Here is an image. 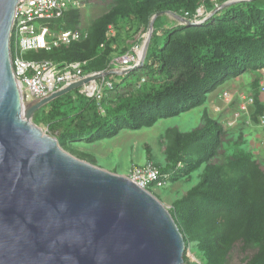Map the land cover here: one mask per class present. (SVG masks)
<instances>
[{"label":"trees","instance_id":"obj_1","mask_svg":"<svg viewBox=\"0 0 264 264\" xmlns=\"http://www.w3.org/2000/svg\"><path fill=\"white\" fill-rule=\"evenodd\" d=\"M93 1L104 0L86 3ZM109 1L110 10L92 23L85 38L50 51L28 52L23 58L80 63L84 74L106 71L112 59L130 52L126 42L138 31H147L154 14L170 12L182 17L195 14L200 7L207 14L215 9L210 0ZM228 1L217 0V5ZM78 11L66 12L50 23V29L77 31ZM163 16L154 21L140 67L121 76H107L112 88L97 97L87 98L78 90L67 93L40 109L32 121L41 129L46 126L64 150L68 143L111 139L122 131L151 128L161 120L204 108L197 128L165 131L163 165L146 163L158 169L166 184L189 180L201 169L197 181L168 209L185 240L184 260L193 252L203 264H229L236 248L243 264H264V159L258 160L248 150L243 131L232 136L206 110L211 94L249 75L246 95L253 104L238 121L242 129L262 125L259 81L264 70V0L227 5L198 25L175 23L165 30L163 44L155 50ZM110 28L114 34H109ZM135 46L138 49L139 43ZM78 159L96 166L90 158ZM152 190L151 186L147 189L154 195Z\"/></svg>","mask_w":264,"mask_h":264},{"label":"water","instance_id":"obj_2","mask_svg":"<svg viewBox=\"0 0 264 264\" xmlns=\"http://www.w3.org/2000/svg\"><path fill=\"white\" fill-rule=\"evenodd\" d=\"M18 0H0V264H185V240L168 208L125 176L76 159L32 118L98 75L22 106L10 59ZM215 8L200 23L227 5ZM149 21L136 65L145 60L160 16Z\"/></svg>","mask_w":264,"mask_h":264},{"label":"rangeland","instance_id":"obj_3","mask_svg":"<svg viewBox=\"0 0 264 264\" xmlns=\"http://www.w3.org/2000/svg\"><path fill=\"white\" fill-rule=\"evenodd\" d=\"M110 3L109 0L93 1L81 8L78 11L79 23L77 31L87 35L92 23L110 10ZM161 21V30L156 34L155 50L162 46L165 30L176 23L168 19L166 15L162 17ZM114 32V29L110 28L109 34H114ZM145 34L146 31H138L128 39L126 44H128L131 49L134 48L136 42L140 44L143 42ZM13 51L14 46L12 45V52ZM106 79L108 80L109 78L106 77ZM250 82L251 79L249 75H245L232 82L230 85L228 84L226 87L211 94V96H214L219 102V105H211V107H208V99L206 110L211 117L224 123L225 129L232 136L235 137L240 131H243V140L248 150L252 151L258 160H263L264 126L249 125V127L242 129L244 125H242L240 121L233 123L230 127L227 126V122H233V114L238 108L241 97L247 94ZM104 90H106V88L102 91ZM24 104H27V102H24ZM203 109L204 108H197L177 117L161 120L151 128L141 129L139 131H122L111 139H105L91 144L86 143L84 140L68 143L64 146V151L76 159H78V157L90 158L96 163V166H99L105 171L127 176L132 167L143 165L147 161L163 165L166 157L165 131L170 127H175L181 132H189L197 128L200 124V117ZM218 114L220 115L217 116ZM42 128L43 131L50 136L47 127L43 126ZM58 133L59 131L57 130L54 136H57ZM254 147H256V149H254ZM219 159L222 160L223 157L219 156ZM200 172L201 169L196 171L189 180L185 179L173 184H166L164 188L152 190V193H154L155 196L157 195L156 197H158L159 201L169 209L172 203L185 194V192L197 181ZM242 258V255L234 248L229 258V264H243ZM184 263L203 264V260L195 253L189 252L187 253V259L184 260Z\"/></svg>","mask_w":264,"mask_h":264},{"label":"built area","instance_id":"obj_4","mask_svg":"<svg viewBox=\"0 0 264 264\" xmlns=\"http://www.w3.org/2000/svg\"><path fill=\"white\" fill-rule=\"evenodd\" d=\"M210 1L215 8H218L217 0ZM86 2L87 0L17 1L13 16V28L10 32V59L12 73L19 87L22 103L47 97L63 87L71 86L95 75L99 77L89 80L76 90L87 98L97 97L104 88H112V82L106 79L107 76L103 75L104 72L114 70L122 73L138 63L140 55L136 46L130 52L112 59L106 71L89 74L82 72L80 63H63L61 65L47 60L28 61L23 58L24 54L28 52L50 51L53 48L68 46L72 42L85 38L86 34L79 31L64 30L55 33L49 25L68 11L80 10L85 7ZM207 16L205 9L200 7L195 14L184 13L182 17L198 24ZM12 45L14 46L13 52ZM259 88L264 105V70L260 72ZM252 104L253 99L243 95L233 114V122H227V126H232L242 114H247L248 107ZM261 124L264 125V118H261ZM125 177L144 190L150 186L153 190L166 186L165 180L160 179L158 169L151 163L132 167Z\"/></svg>","mask_w":264,"mask_h":264},{"label":"crops","instance_id":"obj_5","mask_svg":"<svg viewBox=\"0 0 264 264\" xmlns=\"http://www.w3.org/2000/svg\"><path fill=\"white\" fill-rule=\"evenodd\" d=\"M168 17V19H171V20H173V21H175L177 24H178V22L174 19V18H171L170 16H167ZM139 45H140V43H139ZM138 51H139V47H138V49H137ZM230 85V84H229ZM211 100V101H210ZM212 103V104H211ZM211 105L213 106V105H219V102L216 100V98L214 97V96H210L209 97V104H208V107H211ZM218 111H219V109H218ZM220 114H218L217 116H219ZM254 149H256V147H254ZM97 167H99V166H97ZM157 196V195H156Z\"/></svg>","mask_w":264,"mask_h":264},{"label":"bare ground","instance_id":"obj_6","mask_svg":"<svg viewBox=\"0 0 264 264\" xmlns=\"http://www.w3.org/2000/svg\"><path fill=\"white\" fill-rule=\"evenodd\" d=\"M144 42V41H143ZM143 42H141V44L139 45V51H138V54L141 55V51H142V48H143ZM22 102V100H21ZM25 104L22 103V106H24Z\"/></svg>","mask_w":264,"mask_h":264}]
</instances>
